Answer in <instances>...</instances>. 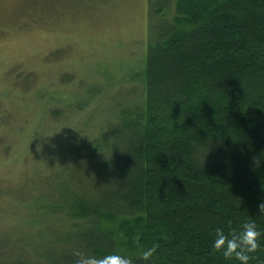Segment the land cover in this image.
<instances>
[{"label": "trees", "instance_id": "trees-1", "mask_svg": "<svg viewBox=\"0 0 264 264\" xmlns=\"http://www.w3.org/2000/svg\"><path fill=\"white\" fill-rule=\"evenodd\" d=\"M147 1L136 103L92 110L104 118L91 137L60 131L49 173L32 170L24 181L35 186L16 194L25 226L0 232V264H74L76 250L240 264L212 249L216 229L253 219L264 232V0ZM153 243V259L138 258ZM260 244L249 264H264Z\"/></svg>", "mask_w": 264, "mask_h": 264}, {"label": "rangeland", "instance_id": "rangeland-1", "mask_svg": "<svg viewBox=\"0 0 264 264\" xmlns=\"http://www.w3.org/2000/svg\"><path fill=\"white\" fill-rule=\"evenodd\" d=\"M148 10L147 0H0V232L25 226L16 194L35 186L24 181L32 170L49 173L66 147L60 131L68 141L91 137L104 118L92 110L115 97L136 103ZM52 108L65 115L61 124Z\"/></svg>", "mask_w": 264, "mask_h": 264}, {"label": "clouds", "instance_id": "clouds-1", "mask_svg": "<svg viewBox=\"0 0 264 264\" xmlns=\"http://www.w3.org/2000/svg\"><path fill=\"white\" fill-rule=\"evenodd\" d=\"M260 212H264V202L260 204ZM264 235L253 219L245 220L238 231L232 230L225 234L224 230L217 228L212 241V249L222 253L227 260H236L240 264H249L255 257L252 255L261 247L260 239ZM159 245L153 243L139 252L138 258L145 262H150L157 252ZM74 264H134L132 257L122 255L119 252L96 256L87 254L81 250L74 252Z\"/></svg>", "mask_w": 264, "mask_h": 264}]
</instances>
